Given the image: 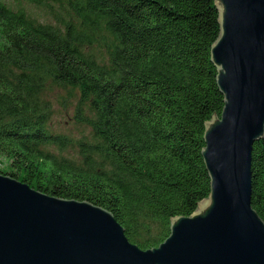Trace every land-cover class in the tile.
<instances>
[{
  "label": "trees",
  "instance_id": "1",
  "mask_svg": "<svg viewBox=\"0 0 264 264\" xmlns=\"http://www.w3.org/2000/svg\"><path fill=\"white\" fill-rule=\"evenodd\" d=\"M24 1L54 20L0 1V172L102 207L131 243L158 247L210 193L205 124L224 107L214 0ZM53 92L79 138L52 130ZM251 205L264 221V139Z\"/></svg>",
  "mask_w": 264,
  "mask_h": 264
},
{
  "label": "water",
  "instance_id": "2",
  "mask_svg": "<svg viewBox=\"0 0 264 264\" xmlns=\"http://www.w3.org/2000/svg\"><path fill=\"white\" fill-rule=\"evenodd\" d=\"M211 47L224 107L205 124L210 193L170 235L141 250L114 216L49 196L0 172V264H264V221L251 205V154L264 139V0H214Z\"/></svg>",
  "mask_w": 264,
  "mask_h": 264
},
{
  "label": "rangeland",
  "instance_id": "3",
  "mask_svg": "<svg viewBox=\"0 0 264 264\" xmlns=\"http://www.w3.org/2000/svg\"><path fill=\"white\" fill-rule=\"evenodd\" d=\"M1 2L9 5L12 9L16 7H24L29 14L36 17L37 20L46 23H52L53 18L47 16L42 10L37 9L33 5L27 4L24 0H0ZM52 19V20H51ZM57 19V18H56ZM61 93H51L50 98L53 104V117L51 120L52 130L55 133H67L74 138H79L80 132L74 128V122L72 121L73 105L71 102H63L59 99ZM7 165L6 161L0 159V170Z\"/></svg>",
  "mask_w": 264,
  "mask_h": 264
}]
</instances>
